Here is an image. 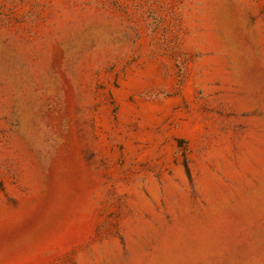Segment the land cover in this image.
Segmentation results:
<instances>
[{
    "label": "rangeland",
    "instance_id": "1",
    "mask_svg": "<svg viewBox=\"0 0 264 264\" xmlns=\"http://www.w3.org/2000/svg\"><path fill=\"white\" fill-rule=\"evenodd\" d=\"M0 264H264V0H0Z\"/></svg>",
    "mask_w": 264,
    "mask_h": 264
}]
</instances>
